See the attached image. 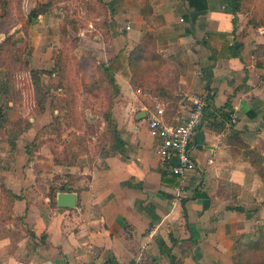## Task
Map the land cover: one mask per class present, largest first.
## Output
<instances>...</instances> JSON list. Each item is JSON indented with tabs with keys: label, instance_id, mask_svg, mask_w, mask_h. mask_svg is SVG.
Instances as JSON below:
<instances>
[{
	"label": "crops",
	"instance_id": "0c3cea01",
	"mask_svg": "<svg viewBox=\"0 0 264 264\" xmlns=\"http://www.w3.org/2000/svg\"><path fill=\"white\" fill-rule=\"evenodd\" d=\"M97 1L107 7V24L90 23L87 45L99 48L107 65L120 51L128 57L149 33L168 61L158 73L171 68L183 100L208 89L190 143L195 169L177 200L178 177L170 183L147 129L151 110L130 98L115 104L118 134L95 157L69 165L42 147L28 153L50 106L31 113L35 97L14 77L21 101L8 99L10 123L0 128V212L8 213L0 222V264H233L238 238L264 232V26L232 13L225 0ZM103 33L106 39H95ZM210 34L239 43L238 55L215 59L202 43ZM131 77L139 75L126 60L114 78L137 97ZM19 119L30 125L14 126ZM60 192L76 193V206L59 207Z\"/></svg>",
	"mask_w": 264,
	"mask_h": 264
},
{
	"label": "rangeland",
	"instance_id": "374dc122",
	"mask_svg": "<svg viewBox=\"0 0 264 264\" xmlns=\"http://www.w3.org/2000/svg\"><path fill=\"white\" fill-rule=\"evenodd\" d=\"M34 8L41 14L30 18ZM241 10L255 25H264V0H241ZM107 16L106 5L97 0H0V77H21V81L23 77L21 86L33 94L35 101L39 98L42 102L44 92L37 93L30 84L28 89L24 77H30L32 68L46 72L36 75L43 77L42 87L50 95L44 106L52 104L40 117L44 129L34 145L42 147L39 151L43 155L53 154L57 160L67 161L81 154L95 157V152L118 134L115 104L122 106L129 98L149 110L154 109L156 99L162 100L169 115L178 113L179 102L185 101L182 93H174L177 84L171 68L166 77L158 73L167 71L168 61L157 55L150 35L141 39L144 49L135 56L139 77H131V85L134 90L140 89L137 97H129L110 82L102 68L106 62L99 48L87 45L94 35L90 23L107 24ZM105 36L103 33L95 39L101 41ZM58 84L62 92L55 89ZM35 103L29 100L27 105L31 113L40 116ZM139 105L136 111L142 107ZM7 217V211L0 212V222Z\"/></svg>",
	"mask_w": 264,
	"mask_h": 264
},
{
	"label": "trees",
	"instance_id": "16d2710c",
	"mask_svg": "<svg viewBox=\"0 0 264 264\" xmlns=\"http://www.w3.org/2000/svg\"><path fill=\"white\" fill-rule=\"evenodd\" d=\"M195 1L196 0H189V4L193 5V3ZM225 2L230 7V10L232 13L242 12L241 0H225ZM39 14H41V11H39L37 9L35 10V8H34L30 11L29 17L33 18ZM248 22H249V24H251L255 27H260V25H255L249 19H248ZM146 35H150V37L153 38V36L149 33H147ZM202 43H203V45H205L206 47H208L211 50L212 56L215 59L227 58L228 56H237L238 52H239V48H240L239 43L230 44L224 35L210 34L206 37V39H204L202 41ZM143 49H144L143 44H141V42H140L136 46V48H134L131 51V53L128 57L125 55V53L123 51H120L114 57L111 64L107 65L106 63H104L102 65V68H103L105 74L107 75V77L109 78L111 83L117 84V82L114 78V72H116L120 68L124 67V63L126 62V60H129L130 65L132 64V66L134 68H136V61L137 60H135V56L138 53V51H143ZM157 55L161 57V55L159 53H157ZM43 73H46V72L42 71L40 69H33V68L30 69V77H31V81H32L34 90L37 93H39V91H43L45 96H46V98H45V96L43 97L44 100H42V102L40 101L39 98L38 99L36 98V104H37L39 110H41V111L46 108L44 106L45 101H46L45 99H49L48 96H50L47 89H46V91H44V88L42 87L41 77H36V75L40 76V74H43ZM163 77H166V76H163ZM171 77H172V74H171ZM9 79L10 80H8L7 77H0V95L3 98V100L0 101V128H3L8 123H10L8 116H7V111L9 110V106L7 105L8 99H13L14 101L20 99V91L16 88L14 80H12L11 77ZM13 79H14V77H13ZM176 84H177V77H176ZM116 86H117L116 88L119 87L118 84ZM55 89L58 90L57 92L63 91V87L60 86L59 84L56 85ZM174 93H175V91H174ZM204 93L207 95V98L209 100L208 89H206V91H204ZM175 94H177V93H175ZM158 102H163V101L156 99L155 104ZM181 103H182V100L179 102V106H181ZM51 105L52 104L49 102V106H51ZM179 114H180V112L178 109V113L169 115L167 113L166 106L164 105V118H165L167 123L174 124L175 118L177 116H179ZM12 124L16 127H18V125L24 124L25 128H27L30 125V122L28 120H25V119H19V120H16L15 122H13ZM42 129H44V127ZM35 143H37V142L33 141L32 146L28 147L26 149L28 153H30L32 149L37 147V146H34ZM98 151H100V150H98ZM97 152H95V153H97ZM81 155H83V154H81ZM81 155H79V156H81ZM55 161L70 165V164L75 163L76 160L67 161L66 159H63V158L60 160H57L55 157ZM166 174L167 173H165V172L162 173V177L163 176L166 177ZM168 178H169L171 184H175L177 182L176 175H173L172 173L169 175ZM65 189H67V191H68V188H62V190H65ZM54 192L55 191H53V189H52L51 195L55 197L56 193H54ZM243 246H245V247H243ZM261 253L263 254L262 256H260ZM235 258H236V260L233 262V264H264V232L263 231H254V232L242 234L238 238V240L236 241V244H235Z\"/></svg>",
	"mask_w": 264,
	"mask_h": 264
},
{
	"label": "built area",
	"instance_id": "2783aa9c",
	"mask_svg": "<svg viewBox=\"0 0 264 264\" xmlns=\"http://www.w3.org/2000/svg\"><path fill=\"white\" fill-rule=\"evenodd\" d=\"M126 29H129L128 25ZM186 100L183 101V111L175 118L174 124L166 122L162 102L156 103L147 116V129L154 139V150L162 166L178 177L174 190L177 200L183 197L188 172L195 169V162L190 154V143L201 125L208 104L205 93L193 94ZM230 121L234 122L235 116H232Z\"/></svg>",
	"mask_w": 264,
	"mask_h": 264
},
{
	"label": "water",
	"instance_id": "95a60500",
	"mask_svg": "<svg viewBox=\"0 0 264 264\" xmlns=\"http://www.w3.org/2000/svg\"><path fill=\"white\" fill-rule=\"evenodd\" d=\"M57 205L59 207L72 208L76 206V193L60 192L57 194Z\"/></svg>",
	"mask_w": 264,
	"mask_h": 264
}]
</instances>
